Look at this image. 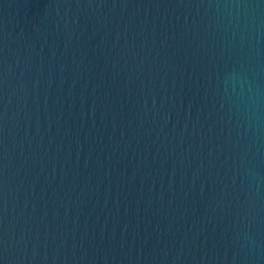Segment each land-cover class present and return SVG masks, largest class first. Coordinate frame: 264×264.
I'll return each instance as SVG.
<instances>
[{"label": "water", "instance_id": "1", "mask_svg": "<svg viewBox=\"0 0 264 264\" xmlns=\"http://www.w3.org/2000/svg\"><path fill=\"white\" fill-rule=\"evenodd\" d=\"M264 28V0H0V264H135Z\"/></svg>", "mask_w": 264, "mask_h": 264}]
</instances>
